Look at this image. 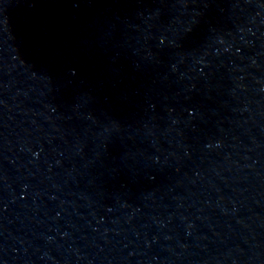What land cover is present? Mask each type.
Segmentation results:
<instances>
[{
	"label": "water",
	"instance_id": "water-1",
	"mask_svg": "<svg viewBox=\"0 0 264 264\" xmlns=\"http://www.w3.org/2000/svg\"><path fill=\"white\" fill-rule=\"evenodd\" d=\"M0 264H264V0H0Z\"/></svg>",
	"mask_w": 264,
	"mask_h": 264
}]
</instances>
